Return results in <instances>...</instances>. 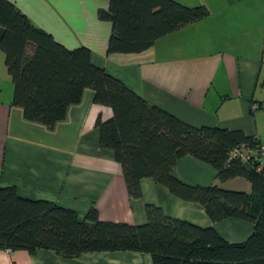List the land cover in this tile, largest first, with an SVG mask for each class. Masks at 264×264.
I'll return each instance as SVG.
<instances>
[{
  "label": "crops",
  "instance_id": "0c3cea01",
  "mask_svg": "<svg viewBox=\"0 0 264 264\" xmlns=\"http://www.w3.org/2000/svg\"><path fill=\"white\" fill-rule=\"evenodd\" d=\"M37 26L68 48L86 46L92 61L119 78L148 103L194 126L240 129L262 140L256 111L264 107V0H178L203 4L201 20L158 38L136 53H107L111 24L98 17L107 0H11ZM192 1V2H191ZM13 85L0 49V186H15L30 199H44L84 217L94 206L102 220L143 224L146 204L172 218L213 227L229 242H242L251 221L226 217L212 221L200 203L184 200L150 177L140 180L141 196L130 197L113 151L100 146L98 115L109 106L93 102L86 88L54 128L23 118L11 104ZM257 108H253V106ZM264 137V135H262ZM172 174L187 184L217 185L252 192L242 176L221 180L210 164L178 158ZM0 264H153L149 253L93 251L63 256L54 250L0 248Z\"/></svg>",
  "mask_w": 264,
  "mask_h": 264
},
{
  "label": "trees",
  "instance_id": "16d2710c",
  "mask_svg": "<svg viewBox=\"0 0 264 264\" xmlns=\"http://www.w3.org/2000/svg\"><path fill=\"white\" fill-rule=\"evenodd\" d=\"M99 9L111 24L107 53H136L209 13L203 4L178 0H107ZM264 43V38H263ZM0 49L13 85L11 104L23 118L54 128L83 91L112 110L95 119L99 143L120 163L130 197L141 196L140 180L150 177L174 195L200 203L212 221L236 217L253 229L242 242H229L217 231L165 215L146 204V222L102 220L94 206L84 217L44 199H30L15 186H0V248L51 249L63 256L93 251L149 253L153 264H264V168L228 160L236 144L255 139L240 129L194 126L162 107L148 103L119 78L92 61L86 46L68 48L35 25L11 0H0ZM258 141V139H256ZM190 155L210 164L219 179L242 176L252 192L217 185L187 184L172 174L175 161Z\"/></svg>",
  "mask_w": 264,
  "mask_h": 264
},
{
  "label": "built area",
  "instance_id": "2783aa9c",
  "mask_svg": "<svg viewBox=\"0 0 264 264\" xmlns=\"http://www.w3.org/2000/svg\"><path fill=\"white\" fill-rule=\"evenodd\" d=\"M253 108L257 106L254 105ZM228 160L251 163L257 171H261L264 168V142L256 139L253 143L242 141L229 150Z\"/></svg>",
  "mask_w": 264,
  "mask_h": 264
},
{
  "label": "rangeland",
  "instance_id": "374dc122",
  "mask_svg": "<svg viewBox=\"0 0 264 264\" xmlns=\"http://www.w3.org/2000/svg\"><path fill=\"white\" fill-rule=\"evenodd\" d=\"M192 2V1H191ZM258 113L257 115V129L260 132V137L262 140V142H264V137L262 135H264V107L258 111H256L255 113Z\"/></svg>",
  "mask_w": 264,
  "mask_h": 264
}]
</instances>
